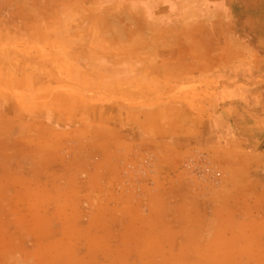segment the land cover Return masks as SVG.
<instances>
[{
  "label": "rangeland",
  "instance_id": "rangeland-1",
  "mask_svg": "<svg viewBox=\"0 0 264 264\" xmlns=\"http://www.w3.org/2000/svg\"><path fill=\"white\" fill-rule=\"evenodd\" d=\"M174 8L0 0V264H264L263 200L221 182L216 126L189 142L166 121L188 89L166 71Z\"/></svg>",
  "mask_w": 264,
  "mask_h": 264
},
{
  "label": "crops",
  "instance_id": "crops-1",
  "mask_svg": "<svg viewBox=\"0 0 264 264\" xmlns=\"http://www.w3.org/2000/svg\"><path fill=\"white\" fill-rule=\"evenodd\" d=\"M167 3L175 8L166 43L169 51L171 45L178 46L166 59L172 92L213 87L209 101L193 103L188 89L181 103L167 101L166 121L176 130L173 140L201 142L207 139L203 127L216 126L209 135L223 142L215 151L221 182L225 172L230 188L237 189L241 177L264 205V0ZM206 46H213L212 55ZM207 109L214 115L210 122L204 120Z\"/></svg>",
  "mask_w": 264,
  "mask_h": 264
}]
</instances>
